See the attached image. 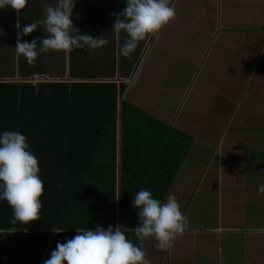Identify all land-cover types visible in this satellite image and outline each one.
I'll return each instance as SVG.
<instances>
[{"label":"crops","instance_id":"crops-1","mask_svg":"<svg viewBox=\"0 0 264 264\" xmlns=\"http://www.w3.org/2000/svg\"><path fill=\"white\" fill-rule=\"evenodd\" d=\"M99 1L100 0H77L72 17L73 26L82 33L83 30H85L86 33L87 29L91 30L90 32L93 37L102 36L104 39L108 37L110 40L120 42L122 36L126 38V33H117L112 29L116 19L113 20L114 17H112L111 11L117 13L120 4L124 3L123 0H106L107 5L101 8L98 7L105 1L97 5ZM36 2L38 6L36 12L38 10L40 13L44 12V9L40 8V6H44L48 2L45 3L43 0H37ZM204 2L208 3L207 6H203ZM55 3L56 0H49L48 4L55 5ZM185 3L192 4L191 6H187L188 12H198L199 10L200 13V10H205L207 13L203 21L207 22L215 19L216 25L219 26V30L217 33L213 30L211 34L213 35L212 40L214 47L206 56L208 63L201 64L203 66L200 67L201 70H199L197 80L190 84L191 87L187 88L186 94L185 85L187 80L183 78V84L180 86V90L178 89L179 93L177 94V98L179 99L173 98V103L167 107V109H176L173 116H169L165 119L159 117V119L168 123L171 122L174 126L194 135L189 129L188 122H191L193 117L202 118L206 115L216 119L219 118L217 116V111L214 113L210 109L212 102L221 105L219 101L225 105H229L230 103L231 105H236L235 111L240 105H244V122L251 119V114L260 117L258 108L264 104V45L262 44L264 43V0H185ZM106 6H108V9L104 13L103 11ZM195 17L197 18L198 15L196 14ZM196 18H193L192 22H194ZM198 20L199 22L202 21L200 18H198ZM178 23V20L177 23L174 21V27ZM192 26L198 27V24L194 22ZM171 31H175V29L173 28ZM190 31L191 29L188 31V34H190ZM223 32L231 33V36ZM73 33H75V29H73ZM155 36L159 38V35L158 37L157 35ZM30 37L28 35V37L23 40L31 42V40L36 38L32 35ZM40 38L42 37L40 36ZM2 40L3 39L0 38V49L3 45L6 47L8 44L7 42H9V39ZM147 40L149 42L153 41V35L149 36V39H146V41H142L143 44L139 48L137 56H141L142 53H144V50L147 48V43H144L148 42ZM158 41L159 39L156 40V42ZM162 42L163 39L161 40V43ZM154 44L155 41L153 45ZM103 48L108 49V46L106 45ZM149 49L145 56L150 54L151 49ZM202 49L205 51L207 46L205 45ZM164 50L168 49L165 48ZM174 57L176 56H172V58ZM176 58H179V60L174 59L177 63V71L180 73L182 70L183 72L186 70L182 65H191V67L195 69L198 67V62L194 63L190 61V55L186 53H184V57L180 55ZM191 58L194 57L191 56ZM5 62H10L8 65L12 64V67H14L11 71L14 76L2 77L0 81H29L37 84L41 82H107L115 80L118 85L124 82L123 77L107 81L96 78L93 79L94 76L97 77V74H102L105 71L101 70L100 68L102 67H98V65H96V67L92 65L82 66L80 72H76L74 75L72 74L73 68L70 65L66 69L61 67V71L58 73H64V76L60 77L56 76L57 74H55L54 70L46 67V65L29 64L27 61L24 62L20 58H18L16 64H14V56L5 59ZM95 63L94 61V64ZM240 69L241 71L244 69V75H241L242 72L240 73ZM83 70L88 72L85 73ZM238 73H240L239 78L237 77ZM233 75L232 81L234 80L233 85L235 88L231 87L226 91L228 85L231 83L227 81L226 78ZM210 77L213 79L210 80ZM136 79V81L129 85L127 91V95L130 93V95H128V103L143 111H148L149 113L150 110L153 109L152 100H148L150 103L145 106L143 102L140 103L138 100L134 99V97H131V90L138 81V78ZM219 79H223V81L219 82ZM206 85H208L209 88L206 89ZM46 90L48 91L50 89ZM202 90H205V93L199 92ZM29 91L31 92V89H29ZM38 91L39 89H37V93L40 95L39 92L41 91ZM208 92H211V94L208 95ZM86 96L85 101L84 98L80 99L81 108L78 123L81 124V127L87 126L86 123L90 122L92 113L99 110L95 98L91 95ZM207 98L210 99L209 102L206 100ZM214 98H216L218 102L214 100ZM203 101H207V104H203ZM57 103L58 100H56L55 94L50 96V93H48V98H46L45 103L46 106H41V110L44 111L42 118H40V115H34L33 112L29 115L31 119L37 116V120L34 121L30 127L32 129L27 130L28 132L25 133L30 148L32 145H45L46 148L50 147L52 142L56 143L58 139L55 131L56 122L58 115L62 114V112L57 109ZM204 105L207 106L204 108ZM30 108H32V105H30ZM37 109L38 106H34L33 110ZM231 114H234V111L233 113L231 112ZM222 118L224 119L225 117ZM258 130H254L256 132L248 130H225L219 133L221 139L214 143L215 148L212 151L213 153H218V163H220L218 167L219 171L222 175H224V172L226 174L229 173L230 176L228 178L230 179H225L220 176V174L218 175L219 185L216 189L217 205H212L210 203H213L214 199L213 201L208 200V198H211L214 194H207L205 192L206 185L211 184L210 182L212 179L205 180V177L200 179L198 187H195V189L192 188L193 192L191 198L193 200H191L193 202L190 205L195 206V208L188 209L184 213L187 215L188 221L191 224H188L182 235L176 237L173 247L169 250H161L157 247V241L156 243H151V237L146 238L142 249L145 255L149 256L148 261L150 263L156 261L155 264H264V230H262L264 229V192L260 191V189L264 187V155L263 153H260V155L257 153V156L252 159L244 158V161H235V159L232 162L229 161L233 158L232 154L237 151V147L233 145L229 147L230 144H232V137L236 134L238 136H240V134L243 136L244 134V136L252 138L259 133ZM197 136L198 135L193 136L196 143L198 139L195 137ZM81 138L85 143L88 140H92L91 136ZM257 146L256 149L259 148V145ZM259 151L258 149L257 152ZM190 155L191 153H189L186 159H189ZM217 157L214 155L210 161L217 162ZM204 159H207V163H205L204 160L201 165L206 164L203 167L212 169L210 164H208L207 155H205ZM213 164V166L217 168L216 163ZM192 168L195 173L197 169H194V167ZM182 169L185 170V167H182ZM181 172L183 173V171H180V174H182ZM176 180H180V176H178ZM195 180L196 179L193 181ZM227 181H230L228 186H226ZM184 186L186 188L190 187L189 183H186ZM223 186L227 188L226 190H228V187L232 186V194L224 201L222 196L224 190ZM202 187H204V191H200ZM172 189L169 194L172 193ZM197 199L199 202L201 200V202L195 203ZM204 202H207V204L204 205ZM215 210H217L216 214L214 213ZM197 217L204 219L203 222H198ZM214 219L215 222L213 224ZM25 232L26 231L21 230H0V243L5 241L2 250H0V254L3 255L0 257V264H16V260L17 264H22L24 261V247L20 245V247L22 246L20 249L22 250V258H20L18 251L16 252L17 254L10 251L11 248L16 245V242L23 243L24 237H20V234ZM16 233L19 234V239H11L12 235ZM182 238L186 239V243H181L180 240ZM29 241L33 243L35 240L31 239ZM32 245L34 246V244ZM150 256H152V261Z\"/></svg>","mask_w":264,"mask_h":264},{"label":"trees","instance_id":"trees-1","mask_svg":"<svg viewBox=\"0 0 264 264\" xmlns=\"http://www.w3.org/2000/svg\"><path fill=\"white\" fill-rule=\"evenodd\" d=\"M126 89V83L114 81H0V133L15 130L25 135L37 116L42 118L48 93L55 94L62 112L56 122V143L30 148L44 184L40 219L12 224V208L0 201V230L76 232L117 223L135 228L138 215L132 204L139 190L166 200L194 137L122 101ZM86 95L95 98L99 110L81 127L80 99L85 101ZM32 112L37 115L34 119L29 118ZM89 136L92 140L86 143L81 138ZM126 238L140 247L146 241L137 240L134 233Z\"/></svg>","mask_w":264,"mask_h":264},{"label":"rangeland","instance_id":"rangeland-1","mask_svg":"<svg viewBox=\"0 0 264 264\" xmlns=\"http://www.w3.org/2000/svg\"><path fill=\"white\" fill-rule=\"evenodd\" d=\"M37 0H28L27 5L24 9L20 10L19 13L17 10L12 9L10 7L0 9V38L9 39L8 44L6 47L3 45L0 49V78L4 77H11L14 76L13 73H11L12 67L11 65H8L10 62H5V59H8L12 56H14V64H16L17 59L20 58L24 62H26V58L23 55H18L15 49L16 42H17V34L18 30L16 28L17 20L20 21V23L26 24V23H33L37 20H41L46 16V9L44 6H40V8L44 9V12L40 13L39 10L36 12V9H38L37 6ZM45 3L49 0H43ZM102 1H105L102 3ZM207 1V0H204ZM106 0H100L99 3H95L97 5H102L98 8H101L105 5H107ZM47 3V4H48ZM170 3L174 5L176 10L175 17L167 24L165 25L159 32L153 34V41L145 42L147 43L146 49L144 50V53H142L141 56H137L138 50L143 44L141 41L136 48V50L129 56L125 57L121 55L120 49L125 41L126 38H121V41L116 40H110L108 37V49L106 48H98V49H72L69 51H54L49 50L47 52H42L40 55L36 58L34 64L35 65H46V67H49L54 70L56 76H64V73H58L61 71V67L63 69L67 68L69 65L73 68V75L76 72H80V69L82 66L92 65L93 67L98 65V67L101 70H105L102 74H97V77H93L99 80H114L118 79L119 77L124 78V82L127 84L126 92L124 93L122 97V101L128 102L130 93L127 95V91L129 88V85L132 84L134 81H136L138 78L137 83L133 86L131 90V97H134V99L138 100L140 103L143 102V104L146 106V104H149L150 102L148 100L153 101V109L150 110V114L153 116L161 117V118H168L169 116H173L175 108L167 109V107L172 104L173 98H177V94L179 93L178 89L180 90V86L183 84V81L185 78L187 80V83L185 85L186 94H187V88L191 87L190 84L197 80V77L199 75V70L202 63H208L207 55L211 52L212 48L214 47L213 44V30L217 31L219 30V26L216 25L215 19H212L211 21L204 22L203 19L206 17V11L205 10H199L188 12L187 6H191L192 4H186L185 0H170ZM207 2H204L203 6H207ZM81 6V5H80ZM84 6V4H83ZM126 7L125 3H121L119 7L118 13L120 14L123 9ZM97 8V9H98ZM108 9V6H106L105 11ZM110 11V10H109ZM113 20H115L117 17L113 15V11H111ZM196 14L198 17L196 18ZM193 18L196 20L194 21L196 24H198V27H193L192 22ZM198 18L202 20L199 22ZM177 20L179 23L175 25L174 27V21L177 23ZM188 21V22H187ZM171 23V24H170ZM183 27V29H182ZM175 29V31H171ZM183 31H182V30ZM191 29L190 34H188V31ZM212 30V31H211ZM91 30L87 29V34H91ZM83 33H86L85 30H83ZM121 33V32H120ZM179 33V34H178ZM229 36H231V33L223 32ZM178 34V35H177ZM35 36L36 38H40V36L43 38L47 34L44 32V26L38 25V28L36 31H34L30 36ZM92 35V34H91ZM159 38H156V36ZM163 36V38H162ZM23 37V39L27 38ZM32 38V37H30ZM149 39V37L147 38ZM159 39L158 42L156 40ZM163 39V42L161 43V40ZM2 40V41H3ZM146 41V40H144ZM155 41V44L153 45ZM218 42V39H217ZM3 43V42H2ZM264 45V43H262ZM207 46V49L204 51L202 48L204 46ZM151 49L150 54L145 56L147 54V50ZM167 48L168 50H164ZM149 49V50H150ZM210 50V51H209ZM184 53L190 55L189 60L192 62H198V67L195 69L192 68L191 65H182L183 68H186V70L180 73L177 71V63L176 60H179L180 55L184 57ZM172 56H176L172 58ZM194 57V58H191ZM18 57V58H17ZM184 59V58H183ZM83 61V62H81ZM94 61L96 62L94 64ZM187 61V60H185ZM197 65V64H196ZM106 68V69H105ZM85 73L88 71L83 70ZM242 72V73H241ZM241 75H244V69L241 71ZM237 77L239 78V74ZM236 74V73H234ZM233 76H230L229 78H226L227 81L231 82L227 90L229 88H235L233 85ZM89 78V77H86ZM213 78L210 77V80ZM219 82L223 81V79H219ZM102 82V81H99ZM115 82V80H114ZM122 84V83H121ZM209 88L208 85H206V89ZM200 93H205V90L199 91ZM119 93V92H118ZM211 92H208V95H210ZM179 99V98H177ZM228 99V98H227ZM235 99V98H232ZM209 102V98L206 99ZM214 100H217L214 98ZM207 101H203V104H207ZM218 102V100H217ZM233 102V101H230ZM235 102V100H234ZM219 104H216L212 102V105L210 106V109L212 112L215 113L217 111V116L219 118H214L212 116L206 115L204 117H193L191 119V122L189 121V129L194 133V135H198L195 137L198 139L197 143L194 139L193 146L189 153H191L189 159H186L184 162L183 167H185V170L182 174H180V180H176V184L172 189V193L174 194L180 204L182 213H185L188 209H194L195 206L190 205L193 201L191 198L192 195V188L195 189V187H198V183L200 182V179H203L205 177V180H211V184L206 185L205 192L207 194H214L211 196V198H208L212 205H217V195H216V189L218 188L219 181H218V175L224 177L225 179L228 178L230 174H226L224 172V175L219 171L218 167L220 166V163H218V153L214 152L213 149L215 148L214 143L217 142L221 137L219 136L220 132H224L225 130L233 131V130H248L252 132H256L254 130H258L259 133L255 135L254 137L250 138L247 136H238L237 134L232 137V144H230L229 147L235 146L237 147L236 153H233V158H231L229 161H244L245 159H252L257 156V153H263L264 155V104H262L258 108V114L259 116H253L251 114V119L244 122V105H238L239 107L236 109V105H225L221 101H219ZM204 105L203 107L205 108ZM136 107V106H135ZM138 108V107H137ZM149 109V108H148ZM167 109V111H166ZM234 114H231V112ZM148 112V111H147ZM236 112V113H235ZM222 117H225L224 119ZM169 124H173L169 122ZM174 126V124H173ZM228 128V129H227ZM193 135V134H192ZM193 135V136H194ZM207 142V143H206ZM206 143V144H205ZM254 144V145H253ZM259 145V152L258 149H256ZM240 147V148H239ZM239 148V150H238ZM205 155L208 156V164H210V167L212 169L205 168L206 164H202V162L205 163L207 159L205 158ZM217 157L216 161H210V159L213 156ZM246 161V160H245ZM200 162V163H199ZM210 162V163H209ZM201 167H199V165ZM213 163H216L215 168ZM187 165V166H186ZM198 166V167H197ZM191 167V168H190ZM194 169L197 170L194 173ZM208 167V166H207ZM190 168V169H189ZM214 168V169H213ZM243 171V170H242ZM196 179L195 181H193ZM189 183L188 188H186L184 185L186 183ZM230 181L226 182V186L229 185ZM232 187V186H231ZM231 187H228V190L225 186H223V201L227 199L232 193H231ZM204 187L200 189V191L203 190ZM190 193V194H189ZM192 199V200H191ZM182 201V202H181ZM201 202V200H200ZM198 199L195 201V203H200ZM252 202V201H250ZM207 202H204V205H206ZM211 205V206H212ZM253 205V204H252ZM216 211L214 213L216 214ZM198 222H203L204 219L197 217ZM215 222V219L213 220V224ZM216 223H217V217H216ZM191 224V223H189ZM3 235V234H1ZM19 234L12 235L11 239H19ZM76 235V232H55V231H45V232H39V231H33V232H25L20 234V237H24L23 243L16 242V245L11 248V251L13 253L20 254V258H22V250L21 247H24V261L22 264H42L44 259H47L50 257L51 252L56 248L57 242L63 243L67 239H71ZM258 236V235H257ZM35 240L33 243H31L29 240ZM184 239V238H182ZM180 240L181 243H186V239ZM151 243L155 242L156 240L154 238H151ZM176 240V239H175ZM4 241V240H2ZM25 241V242H24ZM5 243H0V250H2V246ZM34 244V246L32 245ZM20 245H22L20 247ZM17 254V253H16ZM147 254V252H146ZM10 255V254H8ZM3 255L0 254V257ZM146 259H149V256L145 255ZM152 256H150L151 259ZM152 261V259H151ZM156 261L151 262L150 264H155ZM17 264V260H16Z\"/></svg>","mask_w":264,"mask_h":264},{"label":"clouds","instance_id":"clouds-1","mask_svg":"<svg viewBox=\"0 0 264 264\" xmlns=\"http://www.w3.org/2000/svg\"><path fill=\"white\" fill-rule=\"evenodd\" d=\"M123 2L126 4L123 11L118 15L113 13L117 18L112 29L117 33H126L120 53L129 57L141 41L167 25L175 17L176 10L170 0ZM27 3L28 0H0V9L10 7L19 13ZM76 3L77 0H56L55 5H44L46 16L43 19L23 25L17 20V54L23 55L27 63L32 64L40 53L49 50L70 52L72 49L88 50L106 46L107 39L82 33L73 26ZM38 25L44 26L47 35L31 42L23 40L24 36L36 31ZM40 171L38 158L30 150L24 134L15 130L0 133V201H7L12 208L10 223L28 224L40 219L44 193ZM260 191L264 192V187ZM132 206L138 215L135 228L117 223L107 228L77 229L71 239L57 242L50 257L44 259L42 264H150L142 247L126 238L127 234L134 233L141 242L154 238L159 249L169 250L189 224L174 194L161 201L151 191L141 189L135 194Z\"/></svg>","mask_w":264,"mask_h":264}]
</instances>
